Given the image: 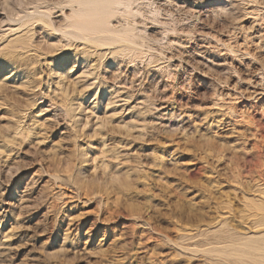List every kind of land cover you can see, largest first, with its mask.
<instances>
[{"label":"rangeland","instance_id":"obj_1","mask_svg":"<svg viewBox=\"0 0 264 264\" xmlns=\"http://www.w3.org/2000/svg\"><path fill=\"white\" fill-rule=\"evenodd\" d=\"M74 1L0 0V264H264V0Z\"/></svg>","mask_w":264,"mask_h":264},{"label":"bare ground","instance_id":"obj_2","mask_svg":"<svg viewBox=\"0 0 264 264\" xmlns=\"http://www.w3.org/2000/svg\"><path fill=\"white\" fill-rule=\"evenodd\" d=\"M73 1H74V0H72V2H73ZM78 1H79V0H78ZM89 1H91V0H89ZM95 1H96V0H95ZM98 1H99V0H97L96 2H98ZM100 1H101V0H100ZM111 1H112V0H110V4L113 2V1H112V2H111ZM116 1L119 2V3L121 2V4H118V5L120 6V5H122V4H125L124 2L127 1V0H124V2H123V0H121V1L114 0L115 3H114V2H113V3H114V4H117ZM74 2L76 3V1H74ZM74 2H73V3H74ZM82 2H84V1H82ZM96 2L94 3V0H92V2H90V3H92V5H95V6H94V7H95V12L97 13V12H98L97 10H99V9L96 10V7L98 6L99 2H98V4H97ZM106 2H109V0H107V1H105V2L103 1V2H100V3H106ZM80 3H81V2H80ZM90 3H87V4L89 5ZM127 3H128V1H127ZM127 3H126V4H127ZM78 4H79V3H78ZM107 4H109V3H106V5L104 4V8H105V6H106V7H108V6L110 7V5H107ZM80 5H81V4H80ZM92 5H91V6H92ZM100 5H101V4H100ZM100 5H99V7H101ZM118 5H117V6L115 5L116 9H115V7H110L109 9L112 8V10H114V11H112V10H111V11H112V12H115V10L117 11ZM82 6L85 7L84 4H83ZM86 6H87V5H86ZM91 6H90L89 9H91ZM102 6H103V4H102ZM112 6H114V5L112 4ZM124 6L126 7V5H124ZM78 7H79V5H78ZM78 7H77V8H78ZM94 7H92V8L94 9ZM127 7H128V6H127ZM77 8H76V9H77ZM80 8H81V7H80ZM80 8H79V9H80ZM82 8H83V7H82ZM82 8H81V9H82ZM87 8H88V6H87ZM87 8H86V9H87ZM97 8H98V7H97ZM104 8H103V9H104ZM113 8H114V9H113ZM73 9H74V8H73ZM79 9H78V11L80 12L81 10H79ZM103 9H101V11H102ZM107 9H108V8H106V10L104 9L105 13H107V12H106ZM84 10H85V8H84ZM84 10L82 9V11L80 12V14H83ZM72 11H73V10H72ZM78 11H74L73 13H71V16H73V17L76 16V15L79 16L80 14H78V13H77L76 15H74V13H76V12H78ZM91 11H92V10H91ZM101 11H100V12H101ZM104 11H102V12H104ZM111 11H110V12H111ZM110 12L108 11V13H110ZM84 13H85V12H84ZM93 13H94V12H93ZM93 13H92V17H96L97 14H98V13H97V14L95 13L96 16H93ZM86 14H90V11H89V13H88V11H87ZM100 14H101V15L99 16L100 18H101V17H104V16L102 15V13H100ZM111 14H112V13H111ZM80 16H81V15H80ZM80 16H79V17H80ZM82 16H83V18L86 16V19H87V17H88V15H85V16L82 15ZM82 16H81V17H82ZM89 16H90V15H89ZM108 16H110V15L108 14ZM76 17H77V16H76ZM71 18H72V17H70V18L68 17L66 20L69 21ZM77 18H78V17H77ZM89 18H91V16H90ZM104 18H105L104 20H106V18L108 19L107 14H105V17H104ZM72 19H74V18H72ZM72 19H71V21H70L71 24H70L69 22H67V24L69 23L70 25H73V24H74V20H75L76 18L73 20V23H72ZM79 19H80V18H78L76 21H78ZM84 19H85V18H84ZM94 19H95V18H94ZM97 19H98V18H97ZM102 19H103V18H102ZM102 19H98V21L100 22V21H102ZM80 20H82V18H81ZM92 20H93V19H92ZM106 21H107V20H106ZM106 21H104L105 24H103V25H101L103 22H102V23H101V22H100V23L98 22V23L100 24V26L103 27L102 29L99 28V31L101 32V34H102V32H105L106 30H108V31H106V33L109 32V30H110V26H111L110 24H111V23L108 22V21L106 22ZM50 22H51V21H50ZM79 22H80V24H81V21H79ZM82 22H83V20H82ZM88 22H89V21H88ZM83 23H84V27H85V25H87V22H86V24H85V22H83ZM92 23L94 24V21H93ZM92 23H89V24L91 25ZM95 23L97 24V21H96V20H95ZM109 23H110V24H109ZM67 24H66V26H67ZM69 24H68V25H69ZM75 24L77 25L76 22H75ZM75 24H74V26H72V28L76 26ZM80 24H78V25L75 27L76 29H74V28H73V29H74V30H78V28H79L78 31L82 30L81 27H83V25L81 26ZM106 25H107V26L109 25V26H108L109 29L107 28ZM66 26H65L64 28H66ZM87 26H88V25H87ZM87 26H86V28H87ZM93 26L95 27L96 25H93ZM100 26L97 25V27H100ZM104 26H106V29H105ZM70 27H71V26H70ZM70 27L68 26V28H70ZM90 27H91V26H90ZM90 27H89V30L91 29ZM111 27H112V26H111ZM95 28H96V27H95ZM95 28L92 29V31H93V30L95 31ZM83 29H84V28H83ZM100 29H101V30H100ZM119 29H120V28H119ZM124 29H125V28H124ZM89 30H88V28H87V31H89ZM102 30H105V31H102ZM112 30H113V31H112ZM125 30H126V29H125ZM125 30L122 31V33H121V32H120V33H121L122 36H125V38H127V37L130 35V34H129V33H130V30H128V29L126 30V31L129 32V33H128L129 35H127V36L125 35V34L127 33V32L125 33ZM61 31H63V30H61ZM82 31H83V30H82ZM82 31H80V32H82ZM87 31H84L83 33L85 34V32H87ZM92 31H91V32H92ZM94 31H93V34H95ZM99 31H98V32H99ZM114 31H115V29H113V27H112V28H111V32H109V34H111L112 36H115V35L120 34V33H118L119 31H117V30H116L115 32L118 33V34H112V33H114ZM100 32H99V33H100ZM67 33H70V31L67 32ZM71 33H72V32H71ZM74 33H75V31H74ZM76 33H77V32H76ZM78 33H79V32H78ZM89 33H90V32H89ZM123 33H125V34L123 35ZM72 34H73V33H72ZM87 34H88V33H87ZM90 34H91V33H90ZM96 34H98V33L96 32ZM104 34H105V33H104ZM104 34H102V35H104ZM80 35L84 36L82 33H81ZM80 35H77V36H80ZM85 35H86V34H85ZM88 35H89V34H88ZM91 35H92V34H91ZM69 36H70V35H69ZM72 36H73V35H72ZM82 36H80V37H82ZM94 36H96V35H94ZM97 36H98V35H97ZM97 36H96V37H97ZM99 36H101V35H99ZM99 36H98V37H99ZM130 36H131V35H130ZM130 36H129V37H130ZM80 37H79V38H80ZM84 37H85V36H84ZM119 37H120V36H119ZM82 38H83V37H82ZM85 38H86V37H85ZM98 39H99V38H98ZM94 42H95V41H94ZM97 42H99V41H97ZM262 82H263V81H262ZM252 243H253V242H252ZM253 250H254V249H253ZM256 250H257V249H256ZM263 250H264V249H262V251H263ZM258 251H259V249H258ZM251 252H252V251H251ZM259 252H261V251H259ZM259 252H257V255H258ZM263 252H264V251H263ZM253 253H254V252H253ZM261 253H262V252H261ZM259 255H261V254H259ZM255 257H256V256H255ZM262 260H263V258H262Z\"/></svg>","mask_w":264,"mask_h":264}]
</instances>
